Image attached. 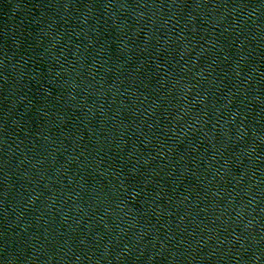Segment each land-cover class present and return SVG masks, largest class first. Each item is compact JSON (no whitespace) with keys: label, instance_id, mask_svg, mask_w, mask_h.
Segmentation results:
<instances>
[{"label":"water","instance_id":"95a60500","mask_svg":"<svg viewBox=\"0 0 264 264\" xmlns=\"http://www.w3.org/2000/svg\"><path fill=\"white\" fill-rule=\"evenodd\" d=\"M264 0H0V264H49L193 103Z\"/></svg>","mask_w":264,"mask_h":264}]
</instances>
